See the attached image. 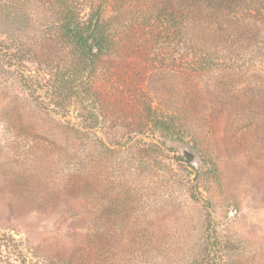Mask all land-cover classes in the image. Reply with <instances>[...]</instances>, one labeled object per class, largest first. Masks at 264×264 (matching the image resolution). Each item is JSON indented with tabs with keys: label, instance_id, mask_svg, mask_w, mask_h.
I'll list each match as a JSON object with an SVG mask.
<instances>
[{
	"label": "trees",
	"instance_id": "16d2710c",
	"mask_svg": "<svg viewBox=\"0 0 264 264\" xmlns=\"http://www.w3.org/2000/svg\"><path fill=\"white\" fill-rule=\"evenodd\" d=\"M110 75L122 77L124 87L108 91ZM39 88L48 100L34 96ZM71 109L76 123L56 121ZM118 112L120 124L112 119ZM188 118L196 127L181 125ZM122 122L139 134L157 132L161 142L97 134ZM0 123L8 137L36 146L39 136L62 144L74 132L95 157L123 147L147 154L170 138L215 167L204 136L215 127L227 139L264 146V0H0ZM66 190H53L52 209L65 203ZM93 216L88 235L97 242L100 217ZM85 239L79 233L71 246L29 251L43 264H97ZM10 240L3 235L0 250Z\"/></svg>",
	"mask_w": 264,
	"mask_h": 264
},
{
	"label": "rangeland",
	"instance_id": "374dc122",
	"mask_svg": "<svg viewBox=\"0 0 264 264\" xmlns=\"http://www.w3.org/2000/svg\"><path fill=\"white\" fill-rule=\"evenodd\" d=\"M156 78L164 82V74ZM104 84L115 92L126 82L110 75ZM46 91L39 88L34 96L48 100ZM36 113L39 122L47 120ZM124 117L118 112L112 119L120 124ZM55 118L78 121L73 109ZM180 122L196 127L191 118ZM123 125L97 134L161 142L157 132L139 134ZM214 129L204 134L216 162L211 167L190 144L170 138L147 154L123 147L95 157L74 132L62 144L39 136L36 146L8 137L0 123V243L8 233L14 238L0 250L3 263L43 264L30 247L41 253L63 241L71 246L80 233L88 236L84 247L96 253L97 264H264V146L255 138L227 139ZM228 140L236 142L227 146ZM59 186L69 196L52 209L48 201ZM93 194L97 199L90 201ZM94 214L100 217L93 225L101 233L97 242L88 235Z\"/></svg>",
	"mask_w": 264,
	"mask_h": 264
}]
</instances>
